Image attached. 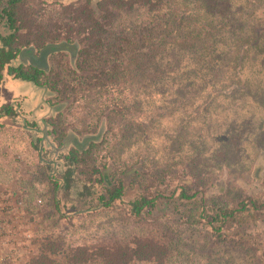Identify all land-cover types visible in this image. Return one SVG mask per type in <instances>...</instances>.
Listing matches in <instances>:
<instances>
[{"label":"trees","instance_id":"16d2710c","mask_svg":"<svg viewBox=\"0 0 264 264\" xmlns=\"http://www.w3.org/2000/svg\"><path fill=\"white\" fill-rule=\"evenodd\" d=\"M256 11L264 16V0H0V81L6 71L12 78L46 85L53 99L67 101L66 108L47 122V132L59 143L67 130L95 131L104 121L98 141L83 149L72 147L66 154L75 174V185L70 187L83 203L78 212H101L122 204L132 224L127 230L67 244L47 239L25 264H59L57 255L64 256L67 264H232L227 255L212 256L215 247L227 244L243 248L256 264H264V242L257 237L264 221V193L232 200L212 191L216 184L204 180L190 164L156 163L145 149L130 155L122 150L128 127L143 125L151 111L137 89L129 86L131 81L178 78L179 90L188 94L209 85L208 80L216 84L214 77L226 55L232 56L235 74L229 85L212 87L211 93L226 94L231 86L241 92L264 80L257 70L264 69V28L241 35L229 52L228 37L243 30L235 15L248 17ZM58 43L77 45L75 67L68 64L66 52L54 48ZM170 46L178 50V70H170L159 59ZM47 47L51 51L45 68L29 60L11 62L24 52L38 56ZM253 52L257 56L249 65L247 58ZM244 93L248 95L247 90ZM75 111L91 116L76 119ZM10 113L8 107H0V118ZM8 127L28 133L24 125ZM30 135L31 145L40 151V165L51 166ZM49 178L56 192L62 181ZM12 180V172L0 164V184ZM25 190L18 197L20 204L35 213L31 189ZM165 220L203 229L211 251L194 250L183 238H175Z\"/></svg>","mask_w":264,"mask_h":264},{"label":"rangeland","instance_id":"374dc122","mask_svg":"<svg viewBox=\"0 0 264 264\" xmlns=\"http://www.w3.org/2000/svg\"><path fill=\"white\" fill-rule=\"evenodd\" d=\"M239 16L240 13L234 18L240 19L243 30L238 34L236 31L233 38L228 37L230 54L241 35L250 36V30L264 28V16L258 11L248 17ZM172 47H167L159 59L170 70H178V50ZM54 48L66 52L68 64L76 66L75 43H58ZM256 56L254 52L248 56L249 65L253 64V57ZM231 58L226 55L217 65L216 84L208 80L209 85L195 87L187 91L188 94L179 90L178 78L164 77L161 81H151L143 77L131 81L129 86L137 89L139 98L151 111L147 112L143 125L128 127L122 143L125 154L145 149L156 163L177 161L179 164H190L198 168L204 180L216 184L212 191H221L232 200L247 194L264 193V80L255 87H243L241 92L233 86L224 91L226 94L210 92L212 87L221 89L223 84H230V77L235 74ZM28 60V56L23 54L11 62L15 65ZM257 70L260 72L258 75L263 77L264 69ZM241 73L245 78L244 72ZM226 74L229 78H225ZM219 75L222 76L217 78ZM230 90L237 93L230 95ZM246 90L248 95L244 93ZM52 96L46 85L12 78L4 71L0 81V107H8L11 113L0 118L3 124L0 126V164L12 172L13 180L0 184V199L9 196L7 206L11 208L5 211L0 203V264H25L30 255L39 250L41 242L47 239L67 244L88 236L127 230L132 225L122 204H114L113 209L101 212L77 211L83 208V203L75 198L71 190L70 185H75V174L66 154L72 147L83 149L90 141H98L103 135L105 123L100 122L97 129L90 132L67 130L60 143L55 141L46 130L47 122L66 108L67 101L56 100ZM73 115L76 119L91 116L76 111ZM9 125L26 126L27 132L32 135L30 137L37 145L40 143L43 160L51 166L44 162L42 164L46 168L40 165V151L31 145L28 133L24 134ZM178 135L181 141H178ZM37 137L41 139L38 141ZM52 174L62 181L56 192L48 181L49 176L54 178ZM26 187L31 189L28 194L35 213L20 204L18 197L27 193ZM165 223L175 238H183L194 250L211 251V243L203 229L180 227L169 220ZM258 229L260 235L257 234V237L264 242V221L260 222ZM212 254L214 258L221 259H226L227 255L233 259L232 264L258 262L243 248L228 244L227 247H215ZM55 258L59 264H67L64 256L57 255ZM261 258L264 260L263 255Z\"/></svg>","mask_w":264,"mask_h":264},{"label":"water","instance_id":"95a60500","mask_svg":"<svg viewBox=\"0 0 264 264\" xmlns=\"http://www.w3.org/2000/svg\"><path fill=\"white\" fill-rule=\"evenodd\" d=\"M51 51L50 47H47L45 50L41 51L38 56H35L33 52H24V55L28 56L30 63L39 66L47 67L46 55Z\"/></svg>","mask_w":264,"mask_h":264},{"label":"built area","instance_id":"2783aa9c","mask_svg":"<svg viewBox=\"0 0 264 264\" xmlns=\"http://www.w3.org/2000/svg\"><path fill=\"white\" fill-rule=\"evenodd\" d=\"M1 195V194H0ZM4 199H0V203L1 204H3V206L1 207L2 209H5V211H9L11 208L9 207V206H7L8 204H7V202H8V199L10 198L9 196H8V198H7V196H4L3 197Z\"/></svg>","mask_w":264,"mask_h":264}]
</instances>
